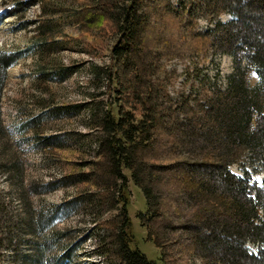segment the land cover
I'll return each instance as SVG.
<instances>
[{
  "label": "trees",
  "instance_id": "1",
  "mask_svg": "<svg viewBox=\"0 0 264 264\" xmlns=\"http://www.w3.org/2000/svg\"><path fill=\"white\" fill-rule=\"evenodd\" d=\"M80 2L75 22L87 33H110L113 43L112 64L99 68L115 97L106 108L86 102L95 147L86 157L70 156L72 170L65 176L100 214L120 207L117 216L98 225V255L105 264H197L198 257L200 264H264V246L257 253L246 246L264 245V190L230 171L233 164L264 155V0H186L180 6L172 0ZM201 11L213 17L214 26L205 31L198 28ZM224 12L234 19L220 21ZM217 52L234 57L225 85L200 67ZM13 58L0 54V156L4 152L6 172L21 186L18 163L7 164L14 154L6 148L1 111ZM173 60L188 69L181 84ZM250 70L260 78L253 87ZM40 140L47 147L56 143L51 136ZM123 168L144 193L147 209L139 218L147 240L161 250L159 263L132 246ZM38 247L24 255L28 264L69 259L46 261Z\"/></svg>",
  "mask_w": 264,
  "mask_h": 264
},
{
  "label": "rangeland",
  "instance_id": "2",
  "mask_svg": "<svg viewBox=\"0 0 264 264\" xmlns=\"http://www.w3.org/2000/svg\"><path fill=\"white\" fill-rule=\"evenodd\" d=\"M80 1L0 0V54L14 57L1 98L6 148L14 154L7 164L18 163L21 170L20 186L14 173L6 172L2 153L0 264H28L24 255L38 246L43 247L44 259L49 262L68 255L64 264H105L97 253L103 234L98 225L117 216L120 207L100 214L96 205L78 196L79 185L68 183L65 177L72 170L68 158L78 153L86 157L95 147L86 102L97 101L106 108V102L115 97L100 69L113 62L111 34L83 31L73 16L82 7ZM183 1L172 0L175 6ZM207 16L206 11L198 13L199 30L214 26L213 17ZM219 19L227 23L234 15L224 12ZM51 41L61 44L54 46ZM90 49L96 52L89 54ZM170 65L177 69L180 84L187 79L188 69L181 61L173 60ZM200 67L210 79L225 85L234 72V57L217 52ZM259 82L258 74L250 70L248 84L253 87ZM49 136L56 143L41 145L40 139ZM123 171L128 177L132 246L159 263L161 250L147 240L139 218L147 209L144 193L131 172ZM230 171L264 190V155L256 162L247 158L233 164ZM181 234L176 232V236ZM246 246L257 253L264 245L248 242Z\"/></svg>",
  "mask_w": 264,
  "mask_h": 264
}]
</instances>
